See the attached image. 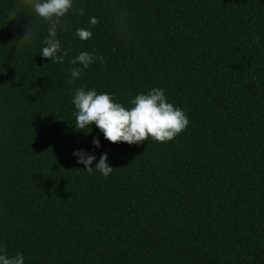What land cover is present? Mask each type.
<instances>
[{
  "label": "trees",
  "instance_id": "trees-1",
  "mask_svg": "<svg viewBox=\"0 0 264 264\" xmlns=\"http://www.w3.org/2000/svg\"><path fill=\"white\" fill-rule=\"evenodd\" d=\"M22 2L0 0V254L264 264V0H73L57 33L63 64L41 54L48 22L28 7L14 15ZM82 51L105 63L72 80ZM81 87L126 108L162 88L190 123L168 142L111 143L95 122L75 127ZM80 149L93 168L107 153L113 171L89 174Z\"/></svg>",
  "mask_w": 264,
  "mask_h": 264
},
{
  "label": "clouds",
  "instance_id": "clouds-1",
  "mask_svg": "<svg viewBox=\"0 0 264 264\" xmlns=\"http://www.w3.org/2000/svg\"><path fill=\"white\" fill-rule=\"evenodd\" d=\"M23 7L31 8L35 14L48 22L47 36L43 40L44 47L40 50L44 58L63 64L69 56V49H62L57 33L61 29L62 18L74 8L73 0H23L18 10ZM80 15L84 9L78 10ZM90 25L99 23L97 17L89 20ZM75 35L82 41L92 37L88 28H78ZM22 39L31 40L30 29ZM105 63L104 57L93 56L88 51H82L69 61L73 65H79L71 69V79L75 80L81 73L95 61ZM71 83V80L69 81ZM71 103L78 110L75 113V127L84 130L95 122L96 126L104 134L105 139L111 143L126 142L140 144L152 137L157 142H168L188 127L190 121L184 111L168 102L162 88H152L149 92L139 94L131 100V108L124 107L121 103L115 102L113 96L108 93H97L96 89L77 88L72 96ZM95 147L100 146L99 138H93ZM73 155L78 157V163L84 165L89 174L93 169L107 177L113 167L109 165L107 153L100 156L95 168L92 167L96 157L87 154L84 150H75ZM0 264H25L24 256L17 253L13 256L0 254Z\"/></svg>",
  "mask_w": 264,
  "mask_h": 264
}]
</instances>
